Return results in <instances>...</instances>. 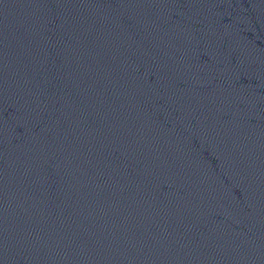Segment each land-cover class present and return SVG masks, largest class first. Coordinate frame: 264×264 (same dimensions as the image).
Here are the masks:
<instances>
[{"label":"water","instance_id":"obj_1","mask_svg":"<svg viewBox=\"0 0 264 264\" xmlns=\"http://www.w3.org/2000/svg\"><path fill=\"white\" fill-rule=\"evenodd\" d=\"M0 264H264V0H0Z\"/></svg>","mask_w":264,"mask_h":264}]
</instances>
